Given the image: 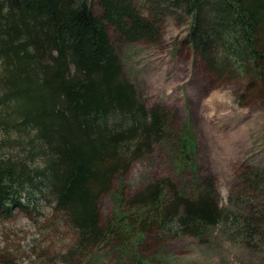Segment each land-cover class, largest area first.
I'll return each instance as SVG.
<instances>
[{"label":"trees","instance_id":"16d2710c","mask_svg":"<svg viewBox=\"0 0 264 264\" xmlns=\"http://www.w3.org/2000/svg\"><path fill=\"white\" fill-rule=\"evenodd\" d=\"M136 2L0 0V219L15 210L35 211L40 194L68 218L80 246L117 238L123 243L135 229L169 231L178 211L179 226L190 232L225 220L231 237L264 248V207L237 219L219 206L210 179L192 195L171 178L150 182L126 206L151 208L156 218L133 217L117 230L102 224L100 197L156 142H171L164 137L170 111L141 101L110 28L128 42L157 43L160 19L170 7L190 21L187 37L212 76L237 65L251 82L260 81L256 90H264V0ZM217 49L227 55L223 62ZM178 137L174 163L184 167V152L189 158L193 144L185 133ZM257 173L261 183L245 176L248 191L239 190V196L260 191L264 175ZM167 193L173 198L164 201ZM249 194L244 197L250 201H264V195Z\"/></svg>","mask_w":264,"mask_h":264},{"label":"rangeland","instance_id":"374dc122","mask_svg":"<svg viewBox=\"0 0 264 264\" xmlns=\"http://www.w3.org/2000/svg\"><path fill=\"white\" fill-rule=\"evenodd\" d=\"M143 2L146 0H137L136 5ZM165 13L157 43L128 42L109 29L124 73L141 101L148 107H167L171 113L164 136L171 147L167 140L156 142L150 154L131 162L113 190L100 197L102 224L117 225L114 230L133 217L156 218L151 208L140 210L126 202L158 179L171 178L178 189L191 195L212 180L217 203L222 210L234 211L237 219L264 207L263 200L244 197L249 193L239 196V190L248 191L245 176L257 181L261 175L257 171L264 175V90H256L260 81L251 82V75L237 65L212 76L187 37L190 21L170 7ZM215 54L219 62L227 56L223 49ZM183 133L193 151L189 158L184 152L188 163L180 167L174 163L173 137ZM258 188L260 191L249 195H264V185ZM35 197V211L15 210L10 219H0V264H264L263 246H251L242 236L231 237L227 221L190 232L179 226L178 211L169 231L167 226L158 229L162 232L154 227L147 232L135 229L132 238L123 243L117 238L80 246L77 230L68 218L53 209L50 199L40 194ZM171 198L167 193L163 200Z\"/></svg>","mask_w":264,"mask_h":264}]
</instances>
